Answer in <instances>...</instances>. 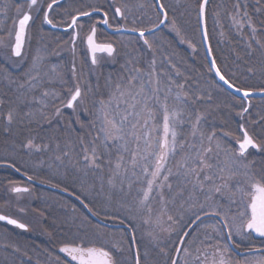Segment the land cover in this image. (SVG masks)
<instances>
[{
    "label": "snow or ice",
    "instance_id": "1",
    "mask_svg": "<svg viewBox=\"0 0 264 264\" xmlns=\"http://www.w3.org/2000/svg\"><path fill=\"white\" fill-rule=\"evenodd\" d=\"M44 3L41 0H23L16 6L17 17L13 23L18 21V24L14 43L10 45L9 59L17 58L21 63H14V67H20L26 60L24 48L26 39H29L27 29L35 19L33 11L37 16L42 15L41 31L43 26L57 30L62 28L69 34V40L64 43H70L73 55L82 46L92 66L99 65L105 55L112 60L117 56L115 44L111 40L100 39L109 30L113 34H138L136 40L142 41L152 53L147 67H142L139 60L129 58L121 65L122 72L115 80L111 75L105 80L104 91H100L97 85L98 96L92 101L93 110L88 113L91 116V132L95 135L82 149L81 160L77 162L82 167L78 171L83 172L85 179L92 172L99 181L96 194L102 197L103 213L91 207L81 193L63 189L69 195H75L92 216L103 215L105 220L118 222L123 229L122 238L109 243L102 232H90L88 226L92 222L87 216H82L76 234L65 238L58 248V253L66 259L57 255L56 264H146L150 253L145 250L141 255L140 241L136 236L140 223L148 226L146 235L150 238L152 250L158 249L165 258V264H264V166L257 168L254 161L247 159L250 149L264 153V114L258 113V135L251 133L247 127L249 123L257 124L251 118L252 99L259 93L264 100V85L255 88L238 84L234 79L235 72L231 75L225 72L209 46L206 56L212 59L208 72L214 73V77L222 82L217 84L214 79L213 87L221 92L230 90L231 107L236 110L239 120L235 131L218 133L215 128L208 131L204 127L206 112L194 110L193 106H210L212 92L201 90L198 82L189 83V78L171 57L160 55L157 58V31L161 26L170 24V30L175 32L181 43L185 42L177 21L173 19L169 22L162 0H154L152 7L159 14V22H152L150 27L139 26L142 17L133 16L134 8L145 7L141 0L135 4L124 0L118 5L113 0L107 6V0L105 3L94 0H44ZM209 3L210 0H197L200 24L205 23ZM255 4L254 11L264 13V0H255ZM6 8L7 5L0 7V12L6 14ZM215 16L219 24L220 12L217 11ZM228 16L238 34L243 35L247 25L251 33L247 39L264 49V40L257 38L260 30L264 29V21L259 27L253 22L246 2L242 4L241 0H234ZM130 17L133 18L130 20ZM11 36L12 33L8 32L7 39ZM203 42L208 43L206 28ZM188 46L195 51L191 42ZM246 46L250 54L253 44L247 43ZM4 47H8L6 37L0 36V48ZM247 71L255 73L252 67ZM72 74L76 79L75 62ZM23 77L22 80L10 75L4 77L9 85H15L17 93L7 112L0 110V130L4 133H11L13 126L25 122L31 124L47 120L51 123L44 111L49 107L50 100L60 99L62 106L75 112L77 104L85 103L88 93L93 91L91 86L84 91L76 84L74 90L68 89L70 95L65 103L58 93L44 87L45 83L54 80L65 81L55 66L45 69L44 57L39 53L32 57ZM38 90L39 96L35 95ZM3 104L0 99V105ZM32 105L39 107L33 108ZM53 115H61V107H55ZM231 139H235L238 147L230 143ZM81 144H84L83 138ZM19 148L30 155L48 151L51 145L37 143L36 137L28 136L20 142ZM56 150L60 153L56 160L69 157L68 151L60 150L59 143ZM177 156L180 157L178 160ZM0 167L26 175L29 182L34 180V176L24 173L14 159L0 160ZM8 183L9 191L17 201L32 191L15 180L10 179ZM134 185L138 187L132 200L129 202L121 198V194L123 197L132 195ZM94 189L95 184L90 186V190ZM18 211L23 214L26 209L20 207ZM0 222L24 232L29 230L28 224L9 215L0 214ZM129 232L131 239L128 240L129 248L125 256L124 237ZM164 233L170 239L174 237L170 246H162L161 234ZM237 250H243L242 259L236 258L241 255ZM20 251L19 247L12 246L14 254ZM23 255L27 259L21 260L20 264H31V256L26 252Z\"/></svg>",
    "mask_w": 264,
    "mask_h": 264
},
{
    "label": "rangeland",
    "instance_id": "2",
    "mask_svg": "<svg viewBox=\"0 0 264 264\" xmlns=\"http://www.w3.org/2000/svg\"><path fill=\"white\" fill-rule=\"evenodd\" d=\"M14 1L16 5L14 10L12 9L10 13L11 16H4L2 20L0 18V36H5L6 43L8 44V47L0 48V99L4 101V104L0 105V110L6 113L17 95V93L14 91L15 85H9L4 77L10 75L14 79L22 80L24 78L23 73L31 64L32 57L38 53L44 57L45 69L50 70L53 66H55L56 71L62 74L65 83H61L59 80H54L52 83H45L44 87L54 90L56 93H58L60 98L63 99L65 103L66 99L70 95L68 89L72 88L74 90L76 84H79L84 91H87L89 86H91L93 91L88 93L85 103L77 104L75 112L72 109L70 111L66 106H62L60 99L55 101L50 100L49 107L44 111H46V113L49 115L51 123H49L47 120H40L39 122H33L31 124L25 122L23 125H15L13 126V131L11 132L13 136H11V140H9L10 138L7 136V133H4L2 130H0L3 135V141L0 142V160L14 159L19 165L22 166V170H24V172H28L29 174L39 177L37 179H41L42 181L50 184L55 182L57 185H61L63 188L67 187V189L73 193H81L82 198H85L86 201H89L91 207H94L97 211L103 213L104 205L101 202L102 197L96 194L99 190V181L96 180L92 172H89L87 178L85 179L83 172L78 171V168L82 167V164L77 163L81 160L83 154L82 149L85 145L91 142L92 136L95 135L94 132H91V116L88 115V113L93 110L92 101L98 96L96 91L97 85L100 86V91H104L103 85L105 80L110 75L112 79L115 80L122 72L121 65H123L129 58L133 60H139L142 67H147V63L152 59V53L147 49L146 46L143 45L142 41L136 40V36L120 35L116 39L117 56L115 60L104 57L99 65L92 66L90 61L87 60L82 48L78 49L79 54L77 58L72 55L69 56L70 53H68V50L71 48L70 43L62 44L63 46H61L60 42L55 40L53 33L46 32L44 27L43 31H41V16H37L34 11V22H30V26L27 29V35L29 39H26L24 48L26 60L23 64H21L20 67H14V63H21L17 58L9 59L11 56L10 45L13 43V35L16 27V24L13 23V19L17 17L16 6L21 4V2L18 0ZM99 1L102 2L101 0ZM110 1L113 2V0ZM2 2V5L5 6L9 0H2ZM86 2H88V0ZM94 2L98 1L94 0ZM122 2H124V0H115L116 5ZM128 2L135 4L137 0H128ZM141 2L146 5L149 3V0H141ZM44 6H46V4H44ZM6 9H8V12H10L9 8ZM135 10L136 9L134 8V11ZM158 15L159 14L156 12L150 11L146 14V17L142 19V24L139 26H151L152 22L157 23L159 21ZM132 18L133 17H130V20ZM8 19L9 27H7L6 23ZM8 32L12 33L10 39H7ZM68 40L69 39L66 41ZM157 49V58L159 59L160 55H163V51L158 46ZM73 62H75L76 65V79H73L72 74L71 64H73ZM102 67L103 69L100 70ZM99 71H103L104 75H98V73H100ZM106 72H108V74ZM91 73L96 75H91ZM211 84V82L206 83L203 87V90L211 91L213 93V88L210 87ZM3 89L5 91V95L7 94L4 97L2 96ZM35 95L39 96L40 91L38 90ZM214 98L215 100H213L217 105L216 100L218 98ZM214 102L213 107L216 109ZM32 107L38 108L39 106L32 105ZM55 107H61V115H53L55 112ZM205 107L206 108L204 109V112H206L207 115L211 114L212 111L209 109V106L205 104ZM223 107L218 106L217 108L220 110ZM214 113L216 115L212 113L213 116H217L218 111H215ZM160 119L162 125V115ZM34 126L37 128L34 129ZM209 126L210 125L208 123L204 125L206 130L211 131L212 128ZM228 130H231V128L222 127V132ZM235 130L236 128L234 130L232 129V131ZM185 131L187 132V126H185ZM238 134L242 136V133ZM28 136L36 137L37 143H49L51 145L50 150L39 153L34 152L30 155L25 154V151L19 148V144ZM81 138H83L84 144H81ZM57 143H59L61 151L69 152V157H62V161L56 160V156L60 154L56 150ZM231 144L235 147H238V145H236L235 139H233V143ZM251 157L252 155L248 156V161H250ZM179 158L180 157L177 156L176 159L178 160ZM172 163L174 165L175 161ZM11 180L17 181L20 186L27 185L24 181L13 177ZM93 184H95V189L90 190V186ZM9 187L10 185L8 181L3 183L0 182V212L8 214L28 224L31 231L27 235H23L21 231V233H19L18 231L9 230L3 226H0V264H20L21 260L27 259V256L23 255L25 252L22 249L27 246V242L30 244L33 243L31 240H26V237H38L36 234L39 232L41 234L39 237L43 235L48 236V233L51 230L56 234L57 237L56 246L60 245L65 238L76 234L80 218L82 216H86L84 214L85 212L83 211V213L73 203H67L68 199L64 196L56 195L42 188L37 189L29 186L32 189L31 193L26 194L21 200L17 201L15 195L9 191ZM137 187V185L133 186L132 195L123 197L121 194V198H124L130 202L136 193ZM53 202H55V204ZM20 207L25 208L26 212L23 214L20 213L18 211V208ZM33 209H35V211H33ZM73 209H75V211H73ZM40 213H43V215ZM100 217L104 219L103 215ZM74 218L75 223L73 222ZM107 221L118 223L110 220ZM93 226L94 225L92 224L91 226H88L90 232H102L104 234V239L109 243L118 241L112 240L110 233H106L105 231L99 230V228ZM5 244L8 245L7 248L4 247ZM13 245L19 247L21 251L14 254L12 252ZM39 246L45 247L43 240ZM124 249L127 250L128 248L124 247ZM140 249L141 255H143V252L147 250L141 246V243ZM28 254L29 253H27V255ZM125 256H127V253ZM32 257L33 256H31V259ZM42 258L43 256H41V260ZM242 258V256H237V259ZM49 262L50 261H48V264H56L55 262ZM147 262L152 264V262L148 261V257L146 259V264ZM155 263L157 264L156 261Z\"/></svg>",
    "mask_w": 264,
    "mask_h": 264
},
{
    "label": "trees",
    "instance_id": "3",
    "mask_svg": "<svg viewBox=\"0 0 264 264\" xmlns=\"http://www.w3.org/2000/svg\"><path fill=\"white\" fill-rule=\"evenodd\" d=\"M86 1L87 0H85V2ZM97 1L98 3H102L99 0ZM244 2L248 4V11L253 17V22L259 27L260 22L264 21V13H256L254 11L256 7L255 0H241L242 4ZM2 3V0H0V7H4ZM153 3V0H149V3L146 4L143 9L134 11V16H140L143 19L150 11H154L157 13L155 8L152 7ZM162 3L165 5L168 11L169 22L173 19L177 21L182 35L185 38V42L181 43L180 38L176 36L175 32L170 30V24H166L162 29L157 31V46L161 48V50L163 51V55L167 54V56L171 57V59L178 64L184 75L189 78V83L194 84L198 82L199 88L201 90H203V87L206 83H212L210 87L213 88V99L215 100L214 97L218 98L216 100L217 105L213 100L216 109H214L213 107V102L210 106H207H209V109L213 114H215V111H218V114L217 116H213L212 113L207 115L206 123L210 125L209 127H211L212 129L215 127L218 133H222V127H229L231 128V130H234L235 128H237L238 116L236 115V110L231 107L233 103L232 96H230L229 92L227 91L221 92L213 87L214 78L211 73L208 72V64L203 51L198 29L197 0H162ZM233 3L234 0H210V3L207 5L206 9V23L209 42L213 49V54L217 60L218 65L225 72H227L229 75L235 72L236 76L234 79H236V82L238 84L258 88L261 85H264V74H262V69H264V49H260L254 41H250L247 39V37H249L251 34L250 30L247 29V25H245L243 35L238 34L237 30L232 27V23L229 19L228 13L232 11ZM15 5L16 3L14 0H9V2H7V8L10 9V12H8V9H6V14L5 12H0L1 20L4 18V16H11L10 13L12 9L14 10ZM217 11L220 12L219 24H217V17L215 16V13ZM9 19L6 22L7 27H9ZM221 33H223V36H221ZM257 38L264 40V29L260 30ZM189 42H191L195 46V51H193L192 48H189ZM247 43L253 44V50L250 54L249 49L246 46ZM249 67L255 69L254 74L248 73L247 69ZM245 77H247V79H245ZM2 91L4 94H2V96H6L7 94L5 95L4 89ZM252 105L253 107L251 109V118L255 119L257 121V124L253 125L249 123L247 127L251 133H253L254 135H258L260 132L258 113L264 114V100H262L261 98H253ZM218 106L224 107L218 110ZM193 107L194 110L203 112L206 108L205 104H197ZM33 128L36 129L37 127L34 126ZM2 136L3 135L0 132V142L3 141ZM7 136L10 138L9 140H11V138L13 137L12 133H7ZM230 142L233 143V139H231ZM249 151L250 155H252L250 161H254L257 168L264 166V153L256 152L253 149H250ZM14 174L15 173H13L10 169L0 167V181H9ZM89 220H91L92 225L98 226L96 228H99V230L110 233V237L112 240L119 241L122 238L121 233L123 232V229H111L103 227L92 221V219L89 218ZM147 230L148 226L140 223V227L136 233V236L140 241L141 246L146 248L150 253V255L148 256V261L152 262V264H156L155 261L157 262V264H165V258L163 257V255L159 254L158 249L155 251L152 250L150 238L146 235ZM124 239V247L129 248V235L127 234ZM161 239L164 241V245L162 246H170L173 242L174 237L170 239L168 235L164 233L161 234ZM127 251L128 249H125V255ZM45 258L46 256H43V259ZM43 261L44 260H42V264ZM44 264H48V261H44ZM147 264L150 263L147 262Z\"/></svg>",
    "mask_w": 264,
    "mask_h": 264
},
{
    "label": "flooded vegetation",
    "instance_id": "4",
    "mask_svg": "<svg viewBox=\"0 0 264 264\" xmlns=\"http://www.w3.org/2000/svg\"><path fill=\"white\" fill-rule=\"evenodd\" d=\"M19 2L23 3V0H18ZM102 3H105V0H101ZM42 3H44V0H41ZM108 3H112L110 0H107V3H105V6H107ZM46 4V3H44ZM46 7V6H45ZM22 14V13H21ZM34 14V11L33 13ZM41 19H42V15H41ZM45 29H46V32H51L53 33V36L55 37V40L60 42L61 46H63L62 44H66L64 43L67 39H69V34L68 33H65L63 30H57V29H50L48 26H43ZM120 35H128L126 33H123V34H113L112 32H108L107 35H101L100 39L101 40H111V42H113L116 46L117 42H116V39L117 37H119ZM71 47V45H70ZM82 48V46L80 47ZM79 49V48H78ZM68 53L69 56H74L73 55V52L71 51V48L68 50ZM79 54V50L77 51L76 55L74 56L75 58H77ZM106 57V55L104 56ZM87 60L90 61L91 63V59L90 57H87ZM73 64H71V67H72ZM86 68V67H85ZM110 68V67H108ZM83 69V68H82ZM99 69V68H98ZM102 68H100V70H102ZM107 70V69H106ZM100 73H98V75H104L103 71H99ZM108 74V72H106ZM91 75H96V74H92ZM73 80V79H72ZM75 88V87H74ZM67 95V94H66ZM65 95V97H66ZM64 109V108H63ZM71 111V109H69ZM69 115V114H68ZM60 121V120H58ZM1 168H6V167H1ZM9 169V168H8ZM13 173H15L13 175V178H16V179H19L21 181H24L27 185H23V186H32L34 188H42L44 190H47L49 192H52L56 195H60V196H64V197H67L66 195L64 194H61L57 191H53V190H50V189H47V188H44L38 184H35L33 182H29L27 181V179L23 176H21L20 174H18L17 172L13 171L12 169H10ZM24 172V171H23ZM26 173L27 175H32V174H29L28 172H24ZM26 176V175H25ZM34 176V175H33ZM27 177V176H26ZM39 177H36L34 176V180L38 181V182H42L41 179H37ZM1 180V179H0ZM1 183L4 182V181H0ZM42 183L44 184H48V185H56V187L58 188H61V189H65V187L63 188L61 185H57L55 182L53 184H50V183H47L45 181H43ZM67 188V187H66ZM68 201L67 203H73L75 206H77L82 212L84 211L83 207L74 199L70 198V197H67ZM55 204V202H53ZM66 203V204H67ZM85 212V211H84ZM85 214V213H84ZM86 215V214H85ZM88 217V216H87ZM89 219V218H88ZM92 219V218H91ZM95 221V220H94ZM0 226H3L9 230H15V231H18L19 233H23V235H27L28 233H30L31 229L29 228V230L27 232H24L22 230H19V229H16L14 228L13 226H10V225H5L4 222H0ZM21 231V232H20ZM38 237H26V240H31V242L33 244H30L27 242V246L22 249L24 252H27L29 253L28 255L30 256H33L32 259H31V264H41V261L44 260V261H50V262H55L56 263V256L57 255H60L62 259H66L65 257H63V254H59L58 253V248L60 245L56 246V234L53 233L51 230L50 232L48 233V236L46 235H43L41 237H39L40 232L38 234ZM43 238V239H42ZM43 240L44 244H45V247H41L39 246V244L41 243V241ZM37 243V244H35ZM56 246V247H55ZM51 253V255H50ZM41 256H46L45 259L42 258L41 260Z\"/></svg>",
    "mask_w": 264,
    "mask_h": 264
},
{
    "label": "water",
    "instance_id": "5",
    "mask_svg": "<svg viewBox=\"0 0 264 264\" xmlns=\"http://www.w3.org/2000/svg\"><path fill=\"white\" fill-rule=\"evenodd\" d=\"M154 1V0H153ZM206 9H207V6H206ZM163 17L162 16H160V19H162ZM197 19H198V11H197ZM17 24H18V21H17ZM17 24H16V27H17ZM164 26V25H163ZM163 26H161V28L163 27ZM16 27H15V29H16ZM160 28V29H161ZM205 28L207 29V23H206V17H205V23L204 24H200L199 22H198V29H199V34H200V38H201V43H202V47H203V51H204V54H205V57H206V61H207V64H209V62H210V60L212 59L211 57H207L206 56V51H207V48L209 47V46H211L210 45V42H209V37H208V43L207 44H205L204 42H203V34H204V30H205ZM159 29V30H160ZM58 30H63L62 28L61 29H58ZM110 32H111V30H109ZM208 33V32H207ZM126 34H131V35H138V34H133V33H126ZM14 35H15V32H14ZM14 35H13V38H14ZM13 43H14V39H13ZM211 75L213 76V78L216 80V82L218 83V84H222V82H220V81H218V78H215L214 77V73H211ZM227 92H229L230 90H226ZM253 98H260V95H259V93L255 96V97H253ZM13 170V169H12ZM18 174H20V173H18ZM21 175V174H20ZM21 176H23V177H25L26 179H27V177L25 176V175H21ZM33 183H35V184H38V185H40V186H42V187H44V188H47V189H50V190H53V191H57V192H59V193H61V194H64V195H66V196H68V197H70V198H72V199H74V200H76L78 203H80V201H78L76 198H75V195H69V192L68 191H64L63 189H61V188H58V187H53L52 185H48V184H44V183H42V182H38V181H36V180H33L32 181ZM80 205H82L81 203H80ZM82 207H83V205H82ZM84 208V207H83ZM84 210L88 213V215L89 216H91L96 222H98L100 225H102V226H105V227H108V228H121L122 229V227L118 224V223H112V222H107V221H104V220H102V219H100V218H98V217H95V216H92L91 215V213H89L88 211H87V209H85L84 208ZM0 214H4V213H1L0 212ZM5 215H7V214H5ZM12 217V216H11ZM14 218V217H13ZM129 237H130V239H131V233L129 232ZM238 252H240L241 253V255H238V256H242V252H243V250H237ZM135 252V250L133 249V253Z\"/></svg>",
    "mask_w": 264,
    "mask_h": 264
}]
</instances>
